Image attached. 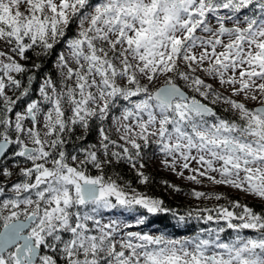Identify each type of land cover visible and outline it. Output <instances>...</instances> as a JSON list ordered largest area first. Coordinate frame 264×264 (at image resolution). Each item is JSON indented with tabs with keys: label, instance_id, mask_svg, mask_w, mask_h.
<instances>
[{
	"label": "snow or ice",
	"instance_id": "1",
	"mask_svg": "<svg viewBox=\"0 0 264 264\" xmlns=\"http://www.w3.org/2000/svg\"><path fill=\"white\" fill-rule=\"evenodd\" d=\"M61 43L59 84L45 77L42 99L13 120L6 87L27 96L34 79L22 87L12 74L30 69L19 61ZM0 49V177H18L0 183V264H264V0H0ZM93 127L98 144L66 152L67 135L79 128L84 139ZM146 157L178 178L189 171V181L257 198L261 210L235 199L232 210H206L205 222L236 233L227 242L219 226L177 240L102 223L117 208L136 212L139 225L145 213L171 211L105 176L106 165L127 163L146 184Z\"/></svg>",
	"mask_w": 264,
	"mask_h": 264
},
{
	"label": "trees",
	"instance_id": "2",
	"mask_svg": "<svg viewBox=\"0 0 264 264\" xmlns=\"http://www.w3.org/2000/svg\"><path fill=\"white\" fill-rule=\"evenodd\" d=\"M75 31V25L70 26L68 35H74ZM63 47V43L58 44L55 46L50 55L41 56L39 59H37L36 55L32 51H29L27 53V55L31 57V60L27 62L22 61V64H25L26 67L30 69V71L23 75H17L16 78L22 81V87H28L29 75L34 74V79L32 80L27 96L20 97V90H16L14 94L13 91L8 88L9 93L7 95L16 100L13 113L10 114L13 120L15 117V113L24 111L27 103L31 102L32 100L39 101L42 99L39 95V87L45 77L51 76V78L56 81L57 84H59L60 77L58 74V69L56 67V58L57 55L61 53ZM33 62L39 64V68H32ZM190 94L196 95L193 93ZM45 107L47 106L45 105ZM213 107L220 111L222 106L214 105ZM107 126L108 122H105V127ZM81 135H84L83 131L77 128L73 133L65 137V139L67 140V144L65 145L66 152L73 153L81 147L87 148L90 145L98 144L99 137L96 127H93L92 130L86 134V138L77 139V137ZM110 135L112 139H115L112 133H110ZM147 151L150 153L151 149ZM9 159H11V157ZM17 159L19 160L20 158ZM7 162L9 161H6V163ZM144 163L146 164V167L143 169V171L150 177L149 182L146 184H141L139 182L135 170L131 169L127 163H121L119 165H106L105 176H112L114 179H117V177H119V179H117V183H119L121 186H124V184L127 183L130 188H134L138 192L148 197L160 199L163 201V206L170 209V212L159 213L156 215L145 213L147 217V226H153L154 229L159 231V233L162 235L170 236L172 238H178L180 236H188L192 238L198 233H204L206 236L208 229H215L219 226L225 227V232L221 234V237L225 240V242H227L231 238H233L236 233L232 232V230L230 229H227L223 221H221L219 225H217L215 220L205 222L204 218L209 214V212L206 210L215 209L219 206L229 207V209L232 210L229 201L233 199L239 200L242 204H247L257 211L261 210L262 205L260 202L248 199L226 189H218L213 192L223 194L225 198L221 199L220 201L212 199L214 201L213 204L195 203L188 197L193 193L191 189L182 185L177 180L172 179L162 173L153 164L150 157H146ZM89 174L96 175L98 174V172L96 169H90ZM169 184L175 185L179 190L177 191L171 187H168ZM185 195H187V197H185ZM235 211L238 212L239 209H235ZM172 212H175L177 216H173ZM189 213L192 214L190 217L188 215ZM181 215L186 217L185 223L179 222L178 216ZM211 215L215 217V211H212ZM198 216L200 217L199 219H197ZM145 229L149 228L146 227ZM242 234L248 236L250 235V232L244 231Z\"/></svg>",
	"mask_w": 264,
	"mask_h": 264
},
{
	"label": "rangeland",
	"instance_id": "3",
	"mask_svg": "<svg viewBox=\"0 0 264 264\" xmlns=\"http://www.w3.org/2000/svg\"><path fill=\"white\" fill-rule=\"evenodd\" d=\"M0 50H2V49H0ZM61 52H65V54H67L64 47L62 48ZM16 59L19 60V57H16ZM19 62L22 63V60H20ZM197 74L201 75V77L204 78L207 83H211L213 85V87L217 91L221 92L224 95H229V92H226L225 89L222 88L216 81L212 80L211 78L204 77L203 73H197ZM2 75L3 74L0 73V76H2ZM12 75L15 76V77L17 76V74H15V73H13ZM3 78L7 82V77H3ZM182 83L183 82H181V84ZM185 90L188 91L187 89H185ZM5 92H6V94L9 93L7 87L5 89ZM190 93L191 92H189V94ZM193 94H195V93H193ZM234 99H240V98L239 97H234ZM247 106L249 108H254V107L257 106V103L250 101V102H247ZM21 112H23V111H21ZM14 119H15V117H14ZM25 125L26 126L28 125L27 121H25ZM112 134H113L115 139H118V137L116 136V134L114 132ZM152 162L162 173H164L165 175L169 176L172 179L177 180L182 185H184V186L188 187L189 189H191L193 192L194 191H200V192H205V193H213V192H215L218 189H226V190H229V191H231L233 193L239 194V195H241L243 197H246L248 199H251V200H254V201H257V202L261 203V201L259 199L254 198V197H252L250 195H246V194H244L243 192H241L239 190H234V189L223 187V186H217V185H214L211 182L207 181L206 179H201V178L198 177V179L201 180V182H199V183H196V182H193V181H189V180L186 179V177L188 175H192L193 174V173H191L189 171H184V177H179L178 178L177 175L175 173L171 172L169 169L161 167L159 159H152ZM21 166H23V165H21ZM190 167L191 168H197L198 165H196V163L193 161V162H191ZM179 170L180 169H178V171ZM4 180L7 181L8 185L10 186L12 181H16L17 180V175L14 174L11 178H8V179L0 177V181H4ZM126 190H128V189H126ZM185 197H187V195H185ZM188 197L190 199H192L195 203H200V204H213V202H214L212 199H206V198L197 199L193 195H190ZM140 211H143V210H140ZM239 211H240V209H239ZM136 215H137L136 212H126V211H124L122 209L117 208V209H114V210H109V211L103 212L101 217H100V219H101L102 223H107V222L115 219V220H119L121 222H127V223L132 225V227L125 228L122 231L139 232V233H142V234L147 233V234H151V235H161L159 233V231L154 229L153 226H147L146 222L143 225L137 224L136 223ZM145 218L147 219L146 215H145ZM146 227L149 228V229H145ZM245 231H248V230H245ZM254 235H255L254 233L250 232V235H248V236H254ZM166 237L172 238L170 236H166ZM188 238H190V237H188V236H180L178 238H172V239L183 240V239H188ZM221 239L223 241H225L222 237H221Z\"/></svg>",
	"mask_w": 264,
	"mask_h": 264
},
{
	"label": "flooded vegetation",
	"instance_id": "4",
	"mask_svg": "<svg viewBox=\"0 0 264 264\" xmlns=\"http://www.w3.org/2000/svg\"><path fill=\"white\" fill-rule=\"evenodd\" d=\"M0 183H4V184H5V186H9V185H8V182H7V181H5V180H4V181H0Z\"/></svg>",
	"mask_w": 264,
	"mask_h": 264
},
{
	"label": "water",
	"instance_id": "5",
	"mask_svg": "<svg viewBox=\"0 0 264 264\" xmlns=\"http://www.w3.org/2000/svg\"><path fill=\"white\" fill-rule=\"evenodd\" d=\"M10 148H11V146H10Z\"/></svg>",
	"mask_w": 264,
	"mask_h": 264
}]
</instances>
